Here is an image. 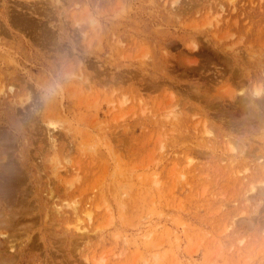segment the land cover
<instances>
[{"label":"rangeland","instance_id":"rangeland-1","mask_svg":"<svg viewBox=\"0 0 264 264\" xmlns=\"http://www.w3.org/2000/svg\"><path fill=\"white\" fill-rule=\"evenodd\" d=\"M0 174V264H264V0H0Z\"/></svg>","mask_w":264,"mask_h":264},{"label":"bare ground","instance_id":"bare-ground-1","mask_svg":"<svg viewBox=\"0 0 264 264\" xmlns=\"http://www.w3.org/2000/svg\"><path fill=\"white\" fill-rule=\"evenodd\" d=\"M40 30H41V29H40ZM11 90H12V89H11ZM0 175H1V174H0ZM67 207H70V205L68 204ZM73 211H74V210H73ZM89 218H90V216H89ZM9 223H10V222H9ZM4 234H5V235H4ZM0 236L5 238V237H6V233H1V232H0ZM4 238H3V239H4ZM6 238H7V237H6ZM6 238H5V239H6ZM11 248H13V247H11ZM11 250H12V249H11Z\"/></svg>","mask_w":264,"mask_h":264}]
</instances>
